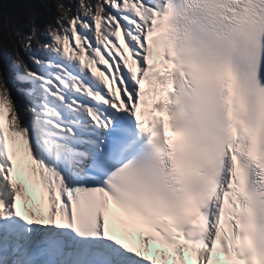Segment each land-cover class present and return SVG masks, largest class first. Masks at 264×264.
<instances>
[{
  "label": "snow or ice",
  "instance_id": "obj_1",
  "mask_svg": "<svg viewBox=\"0 0 264 264\" xmlns=\"http://www.w3.org/2000/svg\"><path fill=\"white\" fill-rule=\"evenodd\" d=\"M75 9L0 80V264H264V0Z\"/></svg>",
  "mask_w": 264,
  "mask_h": 264
},
{
  "label": "trees",
  "instance_id": "obj_2",
  "mask_svg": "<svg viewBox=\"0 0 264 264\" xmlns=\"http://www.w3.org/2000/svg\"><path fill=\"white\" fill-rule=\"evenodd\" d=\"M55 1L0 0V63L10 69L12 60L21 61L18 56L19 35L33 37L38 31L56 27L58 16L53 14L49 5ZM4 78V73L0 71V80Z\"/></svg>",
  "mask_w": 264,
  "mask_h": 264
},
{
  "label": "rangeland",
  "instance_id": "obj_3",
  "mask_svg": "<svg viewBox=\"0 0 264 264\" xmlns=\"http://www.w3.org/2000/svg\"><path fill=\"white\" fill-rule=\"evenodd\" d=\"M76 1L74 0H56L55 2L49 3L50 7H54L55 16L63 18V21L66 23L68 19L71 18L73 12H75ZM63 4L65 7L61 8L60 5ZM68 8L72 9V12L67 11ZM47 33L48 31H38L33 37H31V45L33 48L42 45L47 41ZM18 56L21 61L31 67V61L29 52L26 50V45L29 43V37L18 36ZM0 71L4 73L5 81L8 85H10V89L13 93V97L15 99V84L11 79V74L9 72L8 67L2 62L0 63Z\"/></svg>",
  "mask_w": 264,
  "mask_h": 264
},
{
  "label": "water",
  "instance_id": "obj_4",
  "mask_svg": "<svg viewBox=\"0 0 264 264\" xmlns=\"http://www.w3.org/2000/svg\"><path fill=\"white\" fill-rule=\"evenodd\" d=\"M51 9H52L53 14H55V12H54V7H52Z\"/></svg>",
  "mask_w": 264,
  "mask_h": 264
}]
</instances>
